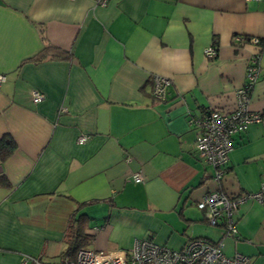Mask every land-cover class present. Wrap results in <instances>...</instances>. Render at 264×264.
Wrapping results in <instances>:
<instances>
[{
	"label": "crops",
	"instance_id": "crops-1",
	"mask_svg": "<svg viewBox=\"0 0 264 264\" xmlns=\"http://www.w3.org/2000/svg\"><path fill=\"white\" fill-rule=\"evenodd\" d=\"M46 43L62 53L31 59ZM208 46L217 52L210 60ZM256 51L248 106L263 117L232 135L216 180L196 156L189 119L233 110ZM0 74V139L15 143L0 160L8 182L0 185V264H58L78 203L91 216V250L127 253L143 238L171 249L195 237L217 241L222 229L206 226L196 202L216 189L232 197L260 189L264 0H0ZM154 76L169 80L161 100ZM235 227L225 253L264 264V198L240 203Z\"/></svg>",
	"mask_w": 264,
	"mask_h": 264
},
{
	"label": "built area",
	"instance_id": "built-area-1",
	"mask_svg": "<svg viewBox=\"0 0 264 264\" xmlns=\"http://www.w3.org/2000/svg\"><path fill=\"white\" fill-rule=\"evenodd\" d=\"M97 5H105L108 0H94ZM241 42V39L236 40ZM258 44V39H250ZM258 48V47H257ZM216 48L208 46L204 49L207 59L216 56ZM259 74V52H254L245 63V86L235 91V105L232 111H221L215 108L208 109L202 117L189 119V123L196 129L195 153L197 158L215 167L214 178L217 180L223 174L228 162L229 152L232 150L231 137L233 134L245 130L251 123L262 120V113L249 109V91ZM5 76L0 74V84ZM169 80L165 77L154 76L152 95L156 99H163ZM34 103L43 99V94L37 90L31 92ZM86 136L78 137L77 143L83 144ZM132 181L140 183L143 176L135 172ZM264 198V172L261 174L260 189L254 193L244 194L240 197L230 198L222 190L209 191L196 202V207L203 213L206 221L215 225L224 221V236L236 240L235 215L239 204L246 200L263 201ZM223 239L213 242L198 237L188 240L180 249H171L158 244L150 238L136 240L127 252L105 253L88 248H81L72 259H65L62 264H249V258L234 253L227 256L223 252ZM34 264H43L41 259H31Z\"/></svg>",
	"mask_w": 264,
	"mask_h": 264
},
{
	"label": "trees",
	"instance_id": "trees-1",
	"mask_svg": "<svg viewBox=\"0 0 264 264\" xmlns=\"http://www.w3.org/2000/svg\"><path fill=\"white\" fill-rule=\"evenodd\" d=\"M60 53H62V52L59 48L51 45L50 43H46L43 47L42 52L37 54L35 57H31V59H33L34 61H39L40 59H43L45 57L57 56ZM14 150H15V143H14L13 139L9 135H4L0 139V160L5 161L13 153ZM0 185L1 186H7L8 185L7 180L3 176L0 177ZM229 197L235 198L232 196H229ZM253 200H255V199H253ZM84 205H85L84 203H78L75 211L68 218L67 227H66V230H65V233L63 236L64 242L66 244V248H65V250H63L60 253L58 264H62V262L65 259L74 258V255L76 254V252L81 248L88 247V245L91 243V241L93 239L92 235H89L86 233V229L89 226V221L91 220V216L88 213H86L85 211H82V207ZM215 226H218L222 229L220 238L217 240V241H220L221 239H223V236H224V221L216 222ZM195 238H198V237H195ZM202 238H204V237H202ZM225 238H230V237H225ZM191 239H193V238H191ZM224 239H223V241H224ZM188 240H190V239H188ZM208 240H210V239H208ZM217 241H213V242H217ZM223 252L225 255H227L224 251V242H223ZM227 256H229V255H227ZM244 256H246V255H244ZM246 257H248V256H246ZM249 262H250V260H249Z\"/></svg>",
	"mask_w": 264,
	"mask_h": 264
},
{
	"label": "rangeland",
	"instance_id": "rangeland-1",
	"mask_svg": "<svg viewBox=\"0 0 264 264\" xmlns=\"http://www.w3.org/2000/svg\"><path fill=\"white\" fill-rule=\"evenodd\" d=\"M157 100H159V99H157ZM206 226H208V227H210V228H215V229H218L219 227H217V226H215V225H212V224H207ZM95 251V250H94ZM99 252H103V251H99ZM77 253V252H76ZM113 253V252H112ZM76 255V254H75ZM75 255H74V257H75ZM35 259H39V258H35ZM43 264H47V263H45L44 261H41Z\"/></svg>",
	"mask_w": 264,
	"mask_h": 264
}]
</instances>
